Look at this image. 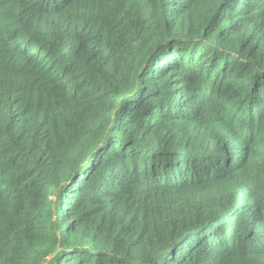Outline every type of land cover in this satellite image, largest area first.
I'll use <instances>...</instances> for the list:
<instances>
[{"label":"trees","instance_id":"trees-1","mask_svg":"<svg viewBox=\"0 0 264 264\" xmlns=\"http://www.w3.org/2000/svg\"><path fill=\"white\" fill-rule=\"evenodd\" d=\"M0 264H264V0H0Z\"/></svg>","mask_w":264,"mask_h":264}]
</instances>
